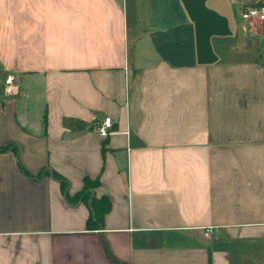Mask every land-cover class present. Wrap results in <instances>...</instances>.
<instances>
[{
  "label": "crops",
  "instance_id": "crops-1",
  "mask_svg": "<svg viewBox=\"0 0 264 264\" xmlns=\"http://www.w3.org/2000/svg\"><path fill=\"white\" fill-rule=\"evenodd\" d=\"M254 1L0 0V264H264Z\"/></svg>",
  "mask_w": 264,
  "mask_h": 264
},
{
  "label": "built area",
  "instance_id": "built-area-1",
  "mask_svg": "<svg viewBox=\"0 0 264 264\" xmlns=\"http://www.w3.org/2000/svg\"><path fill=\"white\" fill-rule=\"evenodd\" d=\"M237 16L247 25L264 24V2L254 1V3L240 6ZM11 82L12 77L8 75L5 78L0 77V90L3 94L9 91L7 87L12 85ZM109 129V117L103 118L95 127L98 136L102 138L109 134ZM206 233L207 231H204V234Z\"/></svg>",
  "mask_w": 264,
  "mask_h": 264
},
{
  "label": "trees",
  "instance_id": "trees-1",
  "mask_svg": "<svg viewBox=\"0 0 264 264\" xmlns=\"http://www.w3.org/2000/svg\"><path fill=\"white\" fill-rule=\"evenodd\" d=\"M42 121L44 122V114H43V117H42ZM61 125L64 126V127H69L71 131H74V132H79L81 131L82 129H84V127H86V123L84 121H80V120H76V119H73V118H70V117H62L61 118ZM10 146L8 147H0V151H4V150H7L9 149ZM52 178H56L60 184H63L65 183V181L63 179H61L55 172H52ZM85 187L84 188H87L89 187L90 184H92L91 181H88L85 179ZM91 201H90V205L91 207H94V199L90 198ZM93 205V206H92Z\"/></svg>",
  "mask_w": 264,
  "mask_h": 264
}]
</instances>
